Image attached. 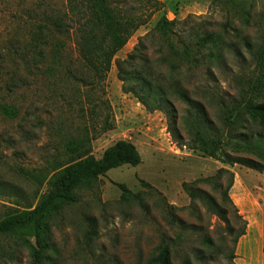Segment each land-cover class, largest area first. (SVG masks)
Wrapping results in <instances>:
<instances>
[{
	"label": "rangeland",
	"instance_id": "1",
	"mask_svg": "<svg viewBox=\"0 0 264 264\" xmlns=\"http://www.w3.org/2000/svg\"><path fill=\"white\" fill-rule=\"evenodd\" d=\"M157 1L162 4L160 11L148 18L149 11L144 10L146 25L135 32L115 61H125L142 44L143 60L134 63L130 70L135 78L148 77L152 86L164 90L174 111L173 125L166 113L171 112L168 106L151 111L153 101L146 108L132 93L124 91L137 83H121L114 64L101 85L90 87L87 73L77 63L74 47L65 37L60 38V61L53 76L44 75L45 64L39 73L31 69L28 76L18 59L3 56L0 104L13 107L18 115L9 120L0 114L1 216L33 209L47 194L38 175L46 173L53 160H62L64 142L91 120L102 121L108 116L114 127L92 140L93 157L99 159L115 143L128 141L137 149L141 164L109 171L91 188L78 191L75 204L63 207L46 220L50 248L46 256L52 264H147L160 236L178 232L165 219L167 206H172L174 214L185 223L189 245L196 246L194 237L189 238L193 235L191 230H199L220 249L221 259V248L229 249L235 235L245 231L235 248V261L247 264L241 255L244 243L240 247L239 244L250 240L254 246L248 260L253 261L251 264H264V172L221 161L224 156L244 158L264 169V146L249 153H236L227 147L217 153L219 160L189 149L184 123L188 115L196 112L174 93L177 86L198 104L212 132L223 140L229 135L244 134L254 136L255 142L264 135V125L258 119L252 121L242 110L248 99L254 106L264 104L260 86L264 66L257 56L264 49V0H254L251 8V0H244L250 12L248 23L240 11H232L229 5L240 0ZM120 2L135 6V0ZM66 5L67 0H0V53H5L7 47L23 48L42 24V13H63ZM163 16L176 22L171 36L176 49L181 47L180 40L190 34L212 35V44L203 50L199 63L176 65L172 60L176 65L173 70L163 64L162 58H170L168 46L155 31ZM253 51L254 59L250 55ZM66 70H80L79 80L83 81L68 77ZM20 169L33 177L21 175ZM222 170L234 175L229 197L236 211L226 208V220L234 232L231 235L227 234L225 223L210 216L200 203L191 206L183 190L184 184L196 183V188L222 204V192L213 184L202 182ZM221 175L220 183L225 185L229 177ZM117 184L125 185L138 199L122 198ZM90 228L95 233L89 240ZM0 264H30L29 252L18 234L0 235ZM172 264H180L177 255H173Z\"/></svg>",
	"mask_w": 264,
	"mask_h": 264
},
{
	"label": "trees",
	"instance_id": "2",
	"mask_svg": "<svg viewBox=\"0 0 264 264\" xmlns=\"http://www.w3.org/2000/svg\"><path fill=\"white\" fill-rule=\"evenodd\" d=\"M120 1L67 0L65 12L42 13V24L36 27L35 32L32 33L23 48L17 50L7 47L5 53H0V65L4 60L3 56L14 61L18 59L22 69L29 76L31 69L39 73L41 65L45 64L47 66L44 75L53 76L60 61V38L65 37L71 41L77 55V63L89 77L88 84L90 87L95 88L101 85L114 64L118 71V80L121 83L129 84L134 81L137 83L136 87L130 86L129 90L124 91L132 93L146 108L147 104L153 101L155 106L151 111L162 110L164 106H168L171 112L166 113L173 125L174 111L165 99L164 90L152 86L148 77L135 78L134 73L130 70L134 63L143 60L144 47L142 44L136 46L133 53L129 54L125 61H115L116 55L127 45L135 32L146 25L147 19L143 16L144 10L149 11L148 18H150L154 13L160 11L162 4L157 0H135V6H127L126 3ZM229 5L232 7V11H240L245 23L249 22L250 12L245 8L246 1H232ZM253 5L254 0H251L250 8ZM175 23V21H168L163 16L155 27L160 40L168 46V54L171 58L164 57L162 62L172 70L179 63H199L203 57V50L212 44L213 39L210 34L200 36L198 33H194L196 31H193L194 34L180 40L181 47L176 49L172 47L171 43ZM245 45L248 47L246 42ZM250 55L254 59V51L250 52ZM257 56L262 60L264 66V49ZM172 60L176 61V65L172 64ZM66 74L68 77L76 78L75 81L77 82L83 81L79 80L82 76L80 70L77 72L66 70ZM261 79V91L264 92V75ZM252 92L254 93V86ZM174 93L184 104L196 112L188 115L184 123L189 137V149L199 151L206 157L219 160L217 153H222L223 149L227 147H231L236 153H249L264 146V135L260 136L255 142L254 136L249 137L244 134L229 135L225 140L221 139L220 136H216L212 132L205 112L198 104L191 102L186 93L177 86ZM242 110L252 121L258 119L260 124L264 125V104L254 106L248 99L243 103ZM80 112L82 113V110ZM17 113V110L13 107L0 104V114L3 117L12 120L17 117ZM113 127L114 124L109 121L108 116L102 121L91 120L89 124H85L82 129H79L75 135L64 142L61 154L62 160H53V164L49 165V170L38 175L41 178V183L47 187V194L41 201L31 210L13 211L5 217H2L0 213V235L18 234L29 252L30 264H48L50 262V259L46 256V253L50 251L46 220L50 216H54L65 206L75 204L78 199V191L91 188L95 182L104 177L109 171L123 166L135 168L141 164V157L137 149L128 141L115 143L106 149L99 159L93 157L91 154L92 140L111 131ZM222 159L223 164L240 165L256 172H264L263 168L249 159L232 158L230 156H224ZM19 173L24 176L30 175L22 169L19 170ZM222 173L227 174L229 177L225 185L220 183ZM30 177L33 176L30 175ZM202 182L213 184L222 192V204L217 203L207 192L196 188V183H194L183 185V190L190 200V205L200 203L210 216H216L225 223V230L228 235H231L234 232L226 220V208L229 206L235 210V206L229 197V192L234 183V175L222 170L215 177L202 180ZM116 187L121 191L122 198L138 199V196L133 195L125 185L117 184ZM173 210L172 206H167L165 219L169 227L176 228L178 232L174 236H169L167 233L160 236L155 253L147 261V264H172L173 255L178 256L180 264H235V248L239 239L245 235V231L235 235L229 249L226 246L221 248L224 255L219 259L220 249L214 247L209 235L203 234L199 230H191L193 235L189 238L193 240L194 237L196 246L189 245L185 233L188 229L185 223L174 214ZM94 233V229L90 228L87 238L92 239Z\"/></svg>",
	"mask_w": 264,
	"mask_h": 264
},
{
	"label": "crops",
	"instance_id": "3",
	"mask_svg": "<svg viewBox=\"0 0 264 264\" xmlns=\"http://www.w3.org/2000/svg\"><path fill=\"white\" fill-rule=\"evenodd\" d=\"M241 243H244V245L242 244L243 245L242 248H245V249H244V251L241 250L242 251L241 252L242 254L241 253H239V254H241L242 256H245V259H246V263L247 264L253 263V261L248 260V255H249V253L251 251L252 246H254V241H250V240L242 241V242H240L239 247L241 246ZM235 264H237L236 261H235Z\"/></svg>",
	"mask_w": 264,
	"mask_h": 264
}]
</instances>
